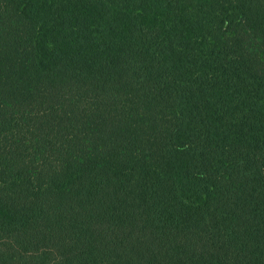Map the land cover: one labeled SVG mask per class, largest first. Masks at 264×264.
Segmentation results:
<instances>
[{
    "label": "trees",
    "instance_id": "16d2710c",
    "mask_svg": "<svg viewBox=\"0 0 264 264\" xmlns=\"http://www.w3.org/2000/svg\"><path fill=\"white\" fill-rule=\"evenodd\" d=\"M0 264H264V0H0Z\"/></svg>",
    "mask_w": 264,
    "mask_h": 264
}]
</instances>
